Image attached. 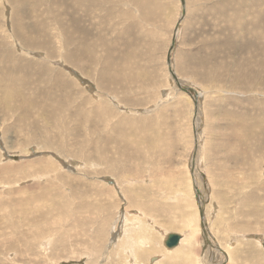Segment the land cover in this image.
I'll list each match as a JSON object with an SVG mask.
<instances>
[{
	"label": "rangeland",
	"instance_id": "374dc122",
	"mask_svg": "<svg viewBox=\"0 0 264 264\" xmlns=\"http://www.w3.org/2000/svg\"><path fill=\"white\" fill-rule=\"evenodd\" d=\"M25 1L0 0V264H264V0Z\"/></svg>",
	"mask_w": 264,
	"mask_h": 264
},
{
	"label": "bare ground",
	"instance_id": "6f19581e",
	"mask_svg": "<svg viewBox=\"0 0 264 264\" xmlns=\"http://www.w3.org/2000/svg\"><path fill=\"white\" fill-rule=\"evenodd\" d=\"M28 2H29V1H28ZM24 4H26V1H25V0H23V2H22V5H24ZM26 5H27V4H26ZM33 5H34V4H33ZM71 6H72V5H71ZM71 6H70L69 8H71ZM72 8H73V7H72ZM72 8H71V9H72ZM71 9H70V10H71ZM35 15H36V14H35ZM31 17H32V16H31ZM76 23H77V22H76ZM16 25H18V24H16ZM29 33H30V32H29ZM45 33H46V32H45ZM28 40H29V39H28ZM24 41H25V40H24ZM45 41H46V40H45ZM38 44H39V43H38ZM244 44H245V43H244ZM4 61H5V60H4ZM3 63H4V62H3ZM14 63H15V62H14ZM11 64H12V63H11ZM7 68H8V67H7ZM9 68H10V67H9ZM3 69H5V68H3ZM16 74H17V73H16ZM17 76H18V75H17ZM21 76H22V75H21ZM2 77H3V76H2ZM2 77H1V78H2ZM6 78H7V77H6ZM21 78H22V77H21ZM4 79H5V78H4ZM24 79H26V78H24ZM36 79H37V78H36ZM0 80H1V79H0ZM9 80H10V79H9ZM40 80H41V79H40ZM5 83H6V82H5ZM8 83H9V82H8ZM6 84H7V83H6ZM3 86H4V85H3ZM20 87H21V86H20ZM13 89H14V88H13ZM22 90H23V89H22ZM8 91H11V90H8ZM8 91H7V92H8ZM7 92H6V93H7ZM14 92H15V91H14ZM14 92H13V93H14ZM15 93H16V92H15ZM17 94H18V93H17ZM12 95H14V94H12ZM13 97H15V96H13ZM25 97H26L25 101H27V102L32 100L31 97H29V96H25ZM32 98H33V97H32ZM7 99H8V98H7ZM8 101H9V100H8ZM29 107H30V106H29ZM52 112H53V111H52ZM58 122H59V121H58ZM54 123H55V122H54ZM55 126H56V125H55ZM225 141H226V140H225ZM84 145H85V144H84ZM84 145H83V146H84ZM52 147H53V146H52ZM220 148H221V147H220ZM235 150H236V149H235ZM160 171H161V170H160ZM216 171H217V170H216ZM76 173H77V172H76ZM140 207H141V206H140ZM202 212H203V211H202ZM187 222L189 223V221H187ZM124 226H125V225H124ZM188 227H189V226H188ZM124 228H125V227H124ZM20 229H21V228H20ZM98 229H99V228H98ZM86 230H87V229H86ZM203 230H204V229H203ZM193 231H194V232L191 234V238L193 237L192 235H195V232H196L194 229H193ZM191 232H192V231H191ZM111 233H112V232H111ZM183 234H184V233H183ZM167 235H168V234H167ZM179 235H180V234H179ZM149 236H150V235H149ZM183 236H184V235H183ZM145 238H146V237H145ZM196 238H197V237H196ZM136 239H137V238H136ZM166 239H167V236H166V238H165V241H166ZM181 239H182V238H181V235H180V242H181ZM137 241H138V239H137ZM189 241H190V240H189ZM189 241H188V242H189ZM137 243H138V242H137ZM149 243H150V242H149ZM149 243H148V244H149ZM189 243H191V242H189ZM189 243H188V244H189ZM193 243H194V242H193ZM196 243H197V242H196ZM135 244H136V243H135ZM148 244H147V245H148ZM164 244H165V242H164ZM138 245H140V242L138 243ZM143 245H144V244H143ZM147 245H146V246H147ZM165 245H166V244H165ZM153 246H154V245H153ZM167 247H168V246H167ZM169 248H170V247H169ZM155 249H156V248H155ZM170 249H171V248H170ZM152 250H153V249L151 248V251H152ZM168 250H169V249H168ZM172 250H173V249H171L170 251H172ZM186 251H188V250L186 249ZM154 252H155V251H154ZM188 252H189V251H188ZM136 253H137V252H136ZM133 256H134V255H133ZM131 257H132V256H131ZM156 257H157V256H156ZM158 257H159V256H158ZM132 258H133V257H132ZM161 258H162V257H161ZM150 259L152 260L153 258L151 257ZM158 259H159V258H158ZM133 260H135V259H133ZM135 261H136V260H135ZM157 261H158V260H157ZM144 263H145V262H144ZM132 264H133V263H132ZM138 264H139V263H138Z\"/></svg>",
	"mask_w": 264,
	"mask_h": 264
},
{
	"label": "water",
	"instance_id": "95a60500",
	"mask_svg": "<svg viewBox=\"0 0 264 264\" xmlns=\"http://www.w3.org/2000/svg\"><path fill=\"white\" fill-rule=\"evenodd\" d=\"M180 242V235L177 233H170L165 241L166 246L172 248L179 244Z\"/></svg>",
	"mask_w": 264,
	"mask_h": 264
}]
</instances>
